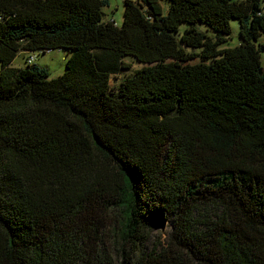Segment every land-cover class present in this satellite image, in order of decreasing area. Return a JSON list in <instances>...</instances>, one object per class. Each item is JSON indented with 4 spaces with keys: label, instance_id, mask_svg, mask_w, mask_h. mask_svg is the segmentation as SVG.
<instances>
[{
    "label": "trees",
    "instance_id": "trees-1",
    "mask_svg": "<svg viewBox=\"0 0 264 264\" xmlns=\"http://www.w3.org/2000/svg\"><path fill=\"white\" fill-rule=\"evenodd\" d=\"M107 5L0 0V264H264L261 0Z\"/></svg>",
    "mask_w": 264,
    "mask_h": 264
},
{
    "label": "rangeland",
    "instance_id": "rangeland-1",
    "mask_svg": "<svg viewBox=\"0 0 264 264\" xmlns=\"http://www.w3.org/2000/svg\"><path fill=\"white\" fill-rule=\"evenodd\" d=\"M108 1V5L103 8V22H115L116 26L121 27L123 24V16H124V3L128 0H106ZM136 1V0H129ZM236 2H243L246 0H234ZM164 11V15L168 13L169 3L166 1L160 2ZM261 6L264 13V0H261ZM186 26H183L181 31H184ZM232 33L231 37L227 40V42L220 47V50L224 49H233L242 43L239 35V23L236 20L231 21ZM201 31H205V27L200 26ZM213 36V33H210ZM260 44L264 45V38H261ZM190 49H188L189 51ZM31 55L24 56L20 54L14 61V67L18 69H24L27 66L26 59ZM69 57V54L64 50H55L46 55L40 54L38 57L35 56L33 65L38 66L41 69L47 70L50 79H57L62 76L66 72V61ZM125 61L132 65V67L127 71H122L116 80L112 78V84L117 83L120 85L121 81L124 80L129 75H134V73L142 68L143 65L134 62L131 57H126ZM195 63V62H194ZM261 67L264 71V52L261 54ZM172 233V223L171 219L168 216H163V222L161 225H158L154 229V233L150 239L148 244L149 249H153L159 245L166 246L167 241L169 240V236Z\"/></svg>",
    "mask_w": 264,
    "mask_h": 264
},
{
    "label": "water",
    "instance_id": "water-1",
    "mask_svg": "<svg viewBox=\"0 0 264 264\" xmlns=\"http://www.w3.org/2000/svg\"><path fill=\"white\" fill-rule=\"evenodd\" d=\"M260 74L262 75L263 74V71H261Z\"/></svg>",
    "mask_w": 264,
    "mask_h": 264
}]
</instances>
